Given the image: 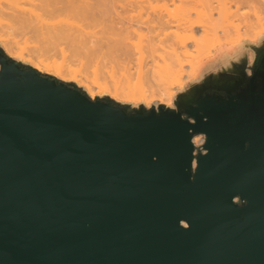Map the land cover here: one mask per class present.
Here are the masks:
<instances>
[{"label":"water","instance_id":"obj_1","mask_svg":"<svg viewBox=\"0 0 264 264\" xmlns=\"http://www.w3.org/2000/svg\"><path fill=\"white\" fill-rule=\"evenodd\" d=\"M0 264H264V38L151 108L0 48Z\"/></svg>","mask_w":264,"mask_h":264},{"label":"rangeland","instance_id":"obj_2","mask_svg":"<svg viewBox=\"0 0 264 264\" xmlns=\"http://www.w3.org/2000/svg\"><path fill=\"white\" fill-rule=\"evenodd\" d=\"M7 1L8 0H0V5L4 4ZM19 1L23 2L24 0ZM188 1L189 0H185V2L187 3ZM260 1L261 0H253L251 1L252 3L250 1H247L248 3L255 4L251 6V4H248L247 2L245 3V1H243L245 4H240L242 2L238 4L237 0H212L214 6L216 4L218 6L220 4H225V8L229 10L227 11V15L225 16L226 19L224 16L222 17L220 14L218 15L217 10H213L211 16L212 20L210 21L212 29H209L210 32L205 37L201 38V31L198 30V28L195 29L197 30L196 35L200 36V46L198 47V50L200 49L199 52L203 51V54H209H207L208 56L206 55V57H203V55L199 53V55H202V60L196 63L195 61L196 56L198 55V50H196L195 47L191 48V44L188 45L189 51L186 56L182 58V67L180 68V71L178 73V81L181 82V85L179 86L175 85V83L172 82V84H164L161 85V87L156 88L154 82L152 83V81H148L151 78L146 73H148L149 70L151 71L152 68H155L153 66H164V61H162L161 58L158 57V55L161 53L160 51L155 52L153 56H151L148 52V54H146V52H144V49L142 50L144 52L143 56L141 58H139L138 56H134V60L131 59L130 63L128 62L129 64L125 63L124 59H122L121 57L120 59L117 58L118 56L115 57L114 53L113 57L111 55L112 58L107 55H105L106 57H102L100 53H103L104 49L103 51L101 50V52L99 53L100 55L98 54V56L95 52V56L97 57H94V55L88 56V54L86 53L83 54L85 50L83 52L81 49L80 50L82 52L79 50H75V53L77 54L75 55L73 54L74 52L70 51L71 49H73V47L70 48L71 46H69L68 44L66 45V43H62V41H60L59 43L57 41L58 45L57 43L50 44L56 41L51 40L48 36L47 38L50 39L51 42L47 40L49 42L47 43L46 37H44V40H42L43 37L41 38L43 34L39 35L38 32L34 31L33 33H37L40 36V38H37V35L35 36V34L32 33L33 30L31 31V29L26 28L28 26L22 24V28L25 30H21L22 28L18 26L21 25V23L19 24V22H17L18 25H16L15 23V25L12 24L13 26L11 25L10 27L9 25L11 22H8L10 19L7 21V16L4 17L1 15L0 48L8 57L24 65L33 67L43 74L51 75L63 82L74 83L77 87L84 90L90 98L106 96L117 101L118 103L128 104L132 107L143 106L145 108H151L157 107L159 104H163L167 107H173V99L175 95L180 90L187 88L188 83L192 81H198L202 75V72L206 68L215 66L218 62L222 61L225 56L234 55L242 49L244 44H256L258 43V41L264 38V0L261 2ZM185 2L182 6L179 4L180 2L178 3V1H176L175 3H170V1L167 0H153L151 2H148V5L145 4L147 5V7L144 6L145 8L142 7L143 9L141 10H138L137 7L136 9L138 10V12L136 9L132 11V8H128V10L125 9L127 10V12L124 14L121 13L120 18H128L134 20L136 19L135 16H140L141 20L145 21L155 13H157L156 15H158L159 12V14L161 15H165V13L167 15L170 13L169 15H172V19L175 20V18H178L177 15L181 16L183 14H179V11H184V9H179V6H181L180 8H184L186 5L187 9L188 4ZM218 2H220V4ZM177 7L178 9H176ZM119 9L121 10V8ZM139 11L140 15H138ZM189 13L191 19L195 20V13L193 11H190ZM47 18L50 23H58L63 20L69 19L68 17L62 15ZM220 18H224V20ZM103 19L104 18L100 19L99 22H101ZM86 21L87 20L83 21V19H77L74 20V23L79 28L88 29ZM104 21L105 20H103V22ZM95 22H97L96 24H98V21ZM132 22L130 23V25L134 24V22ZM92 23L93 22H91V29L94 26V24ZM5 24L8 27L4 26ZM87 24H89L90 26V22ZM101 24L102 22L100 23V26ZM127 25L130 26L129 24ZM98 26H95V28H101ZM135 28L136 26H134L133 29ZM96 29L94 30L96 31ZM172 30L173 29L170 28V32ZM138 34L140 35L138 36L136 34H131L130 36L133 37L130 39L133 42H137V44L138 42H140L142 46L144 43H146V39L150 35H152L151 32H147L145 27L141 28V31ZM144 46L146 47L145 44ZM143 48L144 47H142V49ZM78 53H81V55ZM247 53L249 56V60H251V50L248 49ZM90 54H94V52ZM121 59L123 60V62L121 61ZM146 75H148L150 79H148V76ZM150 83H152L154 86H152V84ZM91 95H93V97H91ZM195 138L199 137L197 136Z\"/></svg>","mask_w":264,"mask_h":264},{"label":"bare ground","instance_id":"obj_3","mask_svg":"<svg viewBox=\"0 0 264 264\" xmlns=\"http://www.w3.org/2000/svg\"><path fill=\"white\" fill-rule=\"evenodd\" d=\"M151 1L153 0H24L23 2H20L19 0H8L4 4L0 5V15L4 17L7 16V21L10 19L8 21L11 22L9 25L10 27L12 24L15 25V23L16 25H18L17 22H19V24L21 23V25H18L20 28L25 25L28 26L26 28L31 29V31L33 30L32 33L35 31L38 32L39 35L43 34L41 36V38L43 37L42 40H44V37L47 38L48 36L51 40L56 41L50 44H56L57 41L58 43L62 41V43L64 42L66 43V45L68 44L69 46H71L70 48L73 47V49H71L70 51L74 52L73 54L75 55H77L75 53V50H82L83 52L85 50L83 54L86 53L88 54V56L94 55V57H97L101 50L103 51L104 49L103 53H100L102 57H106L105 55L110 57L112 55L113 57L114 53L115 57L118 56L117 58L119 59L121 57L122 59H124L125 63L129 64L134 56H138L139 58H141L144 52H146V54L149 53V55L153 56L155 52L160 51L161 53L158 55V57L161 58L162 61H164V66H153L155 68H152L151 71L149 70V72L146 73L151 78L150 79L149 76L146 75L148 76V79H150L148 81H152V83L154 82L156 88H159L164 84H172V82L175 83V85L179 86L181 85V82L178 81V73L180 71V68L182 67L181 60L189 51L188 45L191 44V48L195 47L196 50H198V47L200 46V36L196 35L197 30L195 29L198 28V30L201 31V38L205 37L210 32L209 29H212L210 21L212 20L211 16L213 10H217V14H220L222 17H225L228 13L227 11L229 10L225 8V4L221 5L220 2H218L220 4L219 6L217 4L214 6L212 0H189L190 2L188 1V3L185 2V0H167L170 1V3H175L176 1H178V3L180 2L179 4L182 6L185 2L188 4V7L186 9V5L184 8H180L181 6H179V9H184V11L180 10L179 14H183L181 16L177 15L178 18H175V20L172 19V15H169V11V14L167 15L166 13L165 15H161L159 14V12L158 15H156L157 13H155V16L152 14L153 16L147 18L145 21H142L140 16H135L136 19L134 20L128 18H120V14L126 13L128 8H132L133 11L138 7L137 9L141 10L143 9L142 7H147V5L149 4L148 2ZM243 1H245L246 3L247 1L251 2L253 0H237L238 4L240 2H242L240 4H243ZM252 5L255 4L253 3L251 4V6ZM119 8L124 11H121ZM176 9H178V7ZM190 11H193L195 13V20L191 19L189 13ZM61 15L68 17L69 19L63 20L58 23H50L47 20V17L50 18L53 16ZM138 15H140V11ZM102 18H104L103 20H105L106 22H103L102 20L101 22L103 26L102 24L100 26L101 22L99 21ZM73 19H83V21L87 20L86 22H90V26L86 23L88 29L79 28L75 25ZM220 19L224 20V18ZM95 21H98L99 26ZM132 21L134 22V24L130 25ZM91 22H93L92 24H94V26L92 25V29ZM6 24L4 26H7ZM127 24H129L130 26H128ZM95 26L101 27L99 28L100 30L96 29ZM134 26H136L135 29H133ZM143 27H145L147 32L152 33V35H150L146 39V43H144L147 48L144 46V44L142 46L140 42H138L137 44V42H133L130 39L133 37L130 36L131 34H136L139 36L140 34L138 33ZM170 28H172L174 31L172 30L170 32ZM94 29H96V31ZM21 30L24 31L25 29L22 28ZM33 34H35V36L37 35V38H40L37 33ZM50 39L47 38L46 41H50ZM47 43L49 42L47 41ZM142 47L144 48L142 49ZM144 49L145 51L143 52L142 50ZM199 50L197 52L198 55L199 53H201L203 57H206V55L209 54H203L204 52H199ZM93 52L94 54H90ZM95 52L97 56H95ZM78 54L81 55V53ZM201 54L199 56H196V63L202 60ZM122 59L121 61L123 62ZM154 85L152 84V86ZM91 97H93V95H91ZM193 143L194 145L199 146L202 143V138L194 137Z\"/></svg>","mask_w":264,"mask_h":264},{"label":"built area","instance_id":"obj_4","mask_svg":"<svg viewBox=\"0 0 264 264\" xmlns=\"http://www.w3.org/2000/svg\"><path fill=\"white\" fill-rule=\"evenodd\" d=\"M199 137H202V136H199ZM192 143H193V139H192ZM202 143H203V140H202ZM202 143H201V144H202ZM193 144H194V143H193ZM201 144H200V145H201ZM200 145H199V146H200ZM195 146H196V145H195Z\"/></svg>","mask_w":264,"mask_h":264},{"label":"flooded vegetation","instance_id":"obj_5","mask_svg":"<svg viewBox=\"0 0 264 264\" xmlns=\"http://www.w3.org/2000/svg\"><path fill=\"white\" fill-rule=\"evenodd\" d=\"M202 138V140H204V138L203 137H201Z\"/></svg>","mask_w":264,"mask_h":264}]
</instances>
